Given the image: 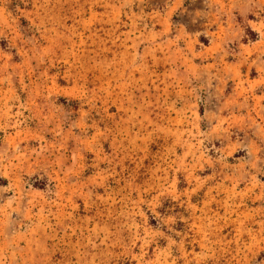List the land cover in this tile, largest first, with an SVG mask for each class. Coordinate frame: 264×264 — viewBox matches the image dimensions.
Returning <instances> with one entry per match:
<instances>
[{
	"label": "rangeland",
	"instance_id": "374dc122",
	"mask_svg": "<svg viewBox=\"0 0 264 264\" xmlns=\"http://www.w3.org/2000/svg\"><path fill=\"white\" fill-rule=\"evenodd\" d=\"M0 264H264V0H0Z\"/></svg>",
	"mask_w": 264,
	"mask_h": 264
}]
</instances>
